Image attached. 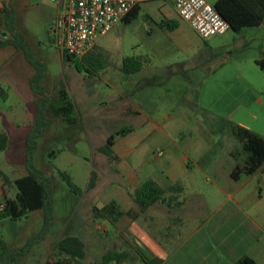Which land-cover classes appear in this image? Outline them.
<instances>
[{
    "label": "rangeland",
    "instance_id": "obj_1",
    "mask_svg": "<svg viewBox=\"0 0 264 264\" xmlns=\"http://www.w3.org/2000/svg\"><path fill=\"white\" fill-rule=\"evenodd\" d=\"M4 1L14 10V26L28 42L31 56L46 65L47 76L41 85L48 91L52 105L60 104L58 94L64 89L74 107L70 122L62 116L55 117L52 110H49L47 113L54 117V121L44 135L37 138L33 163L37 169L50 176L53 221L44 238L33 243L17 264H43L49 257L48 245L68 234L77 235L85 241L83 264L99 260L101 253L112 246L113 249L132 252L124 264H146L120 234L113 231L105 236L103 221L98 220L99 227L95 228L91 207L112 199L120 201L118 191H121L120 196L127 198L122 176L124 171H134L143 180L160 176L168 153L166 145L171 138L190 155L194 153L191 150L193 145L206 146L211 143L212 146L199 161L206 168L198 173L197 187L210 190L211 185L219 181L221 177L208 167H226V153L233 151L238 142L224 127L221 118L206 113L196 105L200 83L207 69L222 57L235 63L242 61L247 66L251 64L263 78L255 82L257 96L262 100L260 106L264 107V73L255 61L249 59L262 44L260 29L243 28V35L228 30L223 39L221 35H212L202 41V45L194 46L190 53L184 54L174 40L168 37L169 28L163 16L143 5L131 22H119L107 34L96 39V47L91 50L103 58L104 66L98 71H93L91 66L78 71L62 57L55 44L52 29L55 28L54 19L59 11L57 0ZM207 1L213 4L216 0ZM2 9L1 39L10 36ZM203 42L210 45L225 43V46L212 51ZM205 51L209 52L210 60L205 67H200ZM125 56L141 58L151 73H124L120 68ZM180 68L185 70L170 74L172 70ZM33 73V68L20 51L11 45L0 48V113L7 121L17 124L14 127L6 126L5 133L10 139V145L7 153H0V165L10 171V175L27 172L23 164L25 136L37 107V96L29 86V78ZM141 78L150 82L142 80L138 87L135 81ZM119 92L130 93L126 97L134 103H140L141 98L149 101L150 104L146 102L145 107H150L149 114L154 117L156 124L153 126L150 120L140 117L117 114L113 108L119 104ZM0 126L5 127L2 120ZM129 128H132L130 132L127 131ZM110 134L115 136V141L121 140L131 150L128 158L125 157L120 165L117 160L110 162L96 149ZM158 149L163 150L160 156H156ZM57 170L66 171L82 192H71L65 181L58 176ZM92 171L96 173L95 185L87 189ZM255 182L256 179L242 191L251 190ZM261 186L264 192V181ZM120 203L126 207L124 202ZM43 223V210L38 209L15 221L0 222V236L13 247H23L38 235Z\"/></svg>",
    "mask_w": 264,
    "mask_h": 264
},
{
    "label": "crops",
    "instance_id": "obj_2",
    "mask_svg": "<svg viewBox=\"0 0 264 264\" xmlns=\"http://www.w3.org/2000/svg\"><path fill=\"white\" fill-rule=\"evenodd\" d=\"M143 5L159 12L166 21L178 20L174 27L169 28L168 37L174 40L184 54L190 53L194 46L202 45V41L209 39V37L200 38L186 22L179 19L173 0H144L139 4L140 8ZM183 23L187 26H182ZM181 27H184V30H181ZM257 29H260L262 44L260 43L255 53L250 56L249 59L253 62L264 57V28L259 26ZM226 33L221 35L222 39ZM235 33L243 35L244 29ZM204 45L209 50L217 51L225 46V43L217 45L204 43ZM202 56L204 58L199 66L205 67L210 60L209 52L205 51ZM147 67L144 63L140 71L131 75L150 74L151 71ZM184 70L183 68L172 70L170 74ZM257 79L263 78L251 64L247 66L242 64V61L235 63L229 58L222 57L207 69L202 77L196 105L214 117L230 120L264 137V107L260 106L262 100L257 96L255 82ZM142 80L148 81L145 78L138 79L135 81L136 86L139 87ZM126 95L130 96V93L119 92L117 98L119 104L113 108L114 111L120 116H136L150 120L154 126L156 124L154 117L149 114L151 109L145 107V103L150 104V102L141 98L140 103H134ZM0 120L5 126L4 128L0 126V133L6 132V126H17L15 122L7 121L1 113ZM142 124H145L144 121ZM9 145L8 138L7 147L0 153H7ZM166 146L168 153L164 161V169L161 170L160 176L155 175L150 179L161 187L179 184L180 191L166 194L167 197L171 196L170 205L156 202L141 212L130 194L144 180L134 171L128 170L123 173L121 170L127 198L120 196L121 191L117 192V196L126 207H122L120 201L112 200L126 213L113 222L107 218L95 219V228L98 229V222L103 221L105 236L115 231L128 242L129 246L159 258L160 264H234L243 255L252 257L258 264H264V192L261 186L264 181V163L253 174H241L234 179L230 174L237 162L230 152H227L226 167L222 165L208 167L221 177L219 181H215L210 190H200L197 187L198 173L206 167L200 165L199 161L212 144L193 145L192 155L185 153L182 145L172 138ZM113 150L118 165L131 153L130 148L121 140H114ZM0 170L8 178L4 181L0 177V201L4 198L14 199L17 190L13 180L27 172L10 175V171L8 172L1 165ZM254 179L256 184L253 188L243 192V188ZM52 243L48 245L49 250Z\"/></svg>",
    "mask_w": 264,
    "mask_h": 264
},
{
    "label": "trees",
    "instance_id": "obj_3",
    "mask_svg": "<svg viewBox=\"0 0 264 264\" xmlns=\"http://www.w3.org/2000/svg\"><path fill=\"white\" fill-rule=\"evenodd\" d=\"M214 8L230 25V30L238 32L246 27L264 28V0H216L213 3ZM5 13V24L9 30L10 36L0 38V48L7 45L13 46L20 51L27 63L33 68L34 73L29 78V86L32 93L37 96V107L32 125L25 136V155L24 165L27 173L13 180L16 187L14 199L4 198V207L0 210V222L15 221L28 213L42 209L44 213L43 227L38 235L32 238L23 247H13L9 245L3 237L0 236V264H17L22 256L28 253L31 245L42 240L45 234L52 226V183L47 172L37 169L33 163V154L37 145V138L44 135L46 130L54 121V117L48 115L52 110L55 117L62 116L70 122V114L73 111V104L68 98V94L61 89L58 97L60 104L52 105L48 91L41 85V81L47 76L46 65L44 62L34 59L29 50L28 42L21 32L14 26V10L5 1L1 10ZM139 4L133 7L121 22H131L139 13ZM178 23L177 19H171L166 22L168 28L174 27ZM96 47L94 45L93 49ZM62 57L72 63L74 67L81 71L85 66H91L98 71L104 66L103 58L97 53L90 50L82 57L77 58L66 53H61ZM256 65L264 73V57L255 60ZM143 60L136 56H125L122 58L121 70L126 74H133L140 71ZM224 127L238 142V146L230 151V154L236 160V165L231 171V177L237 179L241 174L251 175L257 171L264 163V137L256 132L236 124L230 120L221 118ZM130 131V128L127 130ZM120 133H117L119 135ZM124 132L121 133L123 135ZM115 136L110 134L105 142L98 146L97 151L103 153L111 161L117 160L113 150ZM8 145V136L5 132L0 133V151ZM58 176L65 181L71 192L80 194L82 190L76 186L71 176L62 170H57ZM94 171L91 172L87 189L95 185ZM0 177L6 181L7 176L0 170ZM178 183L167 187H161L153 179H146L143 183L135 188L130 194L133 202L138 206L141 212H144L150 205L156 202H164L170 205L171 196L166 194L180 191ZM114 200L102 205L92 206V216L94 219L107 218L115 221L124 214ZM85 241L77 236L68 234L53 241L49 258L43 264H83L82 259L86 255ZM134 252L146 264H160L161 260L154 256H149L140 249L135 248ZM132 252L124 249H110L101 255L97 261L88 262L87 264H124ZM52 259V260H51ZM234 264H258L252 257L243 255L237 259Z\"/></svg>",
    "mask_w": 264,
    "mask_h": 264
},
{
    "label": "built area",
    "instance_id": "obj_4",
    "mask_svg": "<svg viewBox=\"0 0 264 264\" xmlns=\"http://www.w3.org/2000/svg\"><path fill=\"white\" fill-rule=\"evenodd\" d=\"M144 0H57L59 11L54 19L55 44L62 53L80 58L95 45L98 37L107 34L136 5ZM0 0V9L4 7ZM178 17L202 39L223 35L230 30L207 0H173ZM158 149L156 156L162 155ZM4 207L0 201V210Z\"/></svg>",
    "mask_w": 264,
    "mask_h": 264
},
{
    "label": "water",
    "instance_id": "obj_5",
    "mask_svg": "<svg viewBox=\"0 0 264 264\" xmlns=\"http://www.w3.org/2000/svg\"><path fill=\"white\" fill-rule=\"evenodd\" d=\"M110 249H113V246H112V247H110Z\"/></svg>",
    "mask_w": 264,
    "mask_h": 264
}]
</instances>
